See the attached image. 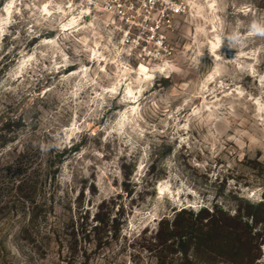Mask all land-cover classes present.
Returning <instances> with one entry per match:
<instances>
[{
  "label": "clouds",
  "instance_id": "clouds-1",
  "mask_svg": "<svg viewBox=\"0 0 264 264\" xmlns=\"http://www.w3.org/2000/svg\"><path fill=\"white\" fill-rule=\"evenodd\" d=\"M262 66L264 0H0V264H160L161 221L179 212L219 205L243 223L231 193L264 213V181L213 187L251 149L264 164ZM118 195L120 225L105 228L96 216Z\"/></svg>",
  "mask_w": 264,
  "mask_h": 264
},
{
  "label": "trees",
  "instance_id": "trees-1",
  "mask_svg": "<svg viewBox=\"0 0 264 264\" xmlns=\"http://www.w3.org/2000/svg\"><path fill=\"white\" fill-rule=\"evenodd\" d=\"M240 208L247 209L248 220L243 223L239 216L235 219L229 218L220 207H216L215 215L203 210L199 217L194 218L191 212L184 211L177 213L171 225L167 220L161 221L159 251L174 250V248L177 251V238H180L179 250L185 255L195 258L198 254L205 253L223 258H241L248 262L259 250L261 242L257 226H263L264 229V213L246 203L240 205ZM96 219L104 225L108 224V214L104 211L98 214ZM115 229H118L117 225ZM254 230H257L255 235L252 234ZM94 231L99 230L94 229ZM185 236L187 240L183 239ZM90 237L88 236L87 239Z\"/></svg>",
  "mask_w": 264,
  "mask_h": 264
},
{
  "label": "rangeland",
  "instance_id": "rangeland-1",
  "mask_svg": "<svg viewBox=\"0 0 264 264\" xmlns=\"http://www.w3.org/2000/svg\"><path fill=\"white\" fill-rule=\"evenodd\" d=\"M53 34H49V36H51ZM36 43H38V40H33L29 47L34 46ZM264 67V66H262ZM75 70L74 66L70 67L69 69L65 70V72H70ZM163 84L165 87L168 86L169 82L168 81H163ZM243 84L245 87H248L251 84V78H245V80L243 81ZM231 134V133H230ZM172 151V146H166L164 151L159 153V158L155 160V162L153 163L152 167L149 169V174L150 175H154L155 178H160L162 176L165 175V173L163 172V170H157V165L160 163V161L163 159L164 156H167L171 153ZM228 154L225 153L224 156H227ZM255 156L259 155V150L257 149H251L249 150L246 154L245 157L242 161H238L236 166L229 171V174L227 176H224L222 179L218 178L217 182L215 183V185L213 187L216 188L217 190V198H219L220 196H223L225 193V189L227 187V183L229 179H237L238 181L240 180H246L247 177H255L257 180L259 181H264V164H261L258 162V160L256 158H253ZM191 156H186L184 155V150L181 149V153L178 156V159L181 161L182 163V168L183 171L185 173L186 176H188V178L190 179V181L195 184L198 187L201 186H207L208 184V177L206 175H202L200 174L199 170L194 168L193 165L190 163L191 160ZM203 157L200 155H196V159L197 160H201ZM224 158H218L217 163L218 164H223ZM4 167L5 166H0V173H2L4 171ZM7 168H11L12 165L8 164L6 165ZM124 170H125V176L126 178L128 176L131 175L133 168L132 166H128L125 165L124 166ZM237 173L239 175H237ZM4 177L0 176V180H2ZM116 185L114 184V187ZM125 192L127 193V196L129 198H131L132 194H133V190L131 189V187L125 183L123 185ZM93 190L95 191V186L93 185ZM11 190L8 189L6 186H0V199H7L8 195L10 194ZM229 196L231 197L232 200H237L240 205H245V202L243 201H239V198L235 195H232L231 193H229ZM229 196H225V200L227 201ZM83 197V192L81 193V198ZM190 198V197H189ZM125 199L124 196L122 195H118L115 198V201L113 202V209H108V210H104V206L101 205L102 211H104L106 214H108V212L114 210L116 203L119 201H123ZM142 199V197H141ZM133 204H136L137 201H132ZM216 207H219V205H216ZM119 212L116 213L118 218H123L124 214H125V209L123 204L119 205ZM120 225V219H117V222L113 221L111 225H109V221L108 224L104 225L105 228L108 227H112L113 229H115V226ZM259 227V241L261 243H264V229H262L263 226H257ZM89 244H92V237H90L88 239ZM260 243V244H261ZM176 250L174 248V250H166V251H159L158 255L160 257V264H173L172 261H168L167 257L169 253H175ZM259 256V250L256 253V257ZM254 258H251L248 262H245V260L241 259V258H223L220 256H216V255H208L205 253H201L198 254L195 258L192 257L191 259H189L188 255H185L184 257V261L183 264H252V261ZM153 264H155V261L153 262Z\"/></svg>",
  "mask_w": 264,
  "mask_h": 264
},
{
  "label": "built area",
  "instance_id": "built-area-1",
  "mask_svg": "<svg viewBox=\"0 0 264 264\" xmlns=\"http://www.w3.org/2000/svg\"><path fill=\"white\" fill-rule=\"evenodd\" d=\"M136 31H138V30L134 29V32H136Z\"/></svg>",
  "mask_w": 264,
  "mask_h": 264
}]
</instances>
